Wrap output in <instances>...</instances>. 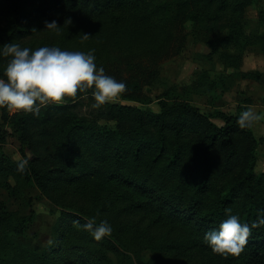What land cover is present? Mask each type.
<instances>
[{
  "label": "trees",
  "instance_id": "trees-1",
  "mask_svg": "<svg viewBox=\"0 0 264 264\" xmlns=\"http://www.w3.org/2000/svg\"><path fill=\"white\" fill-rule=\"evenodd\" d=\"M250 1L240 6L238 0H48L29 13L45 15L53 7L58 19L69 20L111 12L121 22L124 17L114 11L122 9L135 24L172 14L181 18L180 29L190 20L194 39L238 66L243 51L264 42V33L246 29L244 6ZM230 7L231 15L222 21ZM24 15H15L0 34V44L26 32L20 26ZM178 33L171 32L162 43L164 49L173 40L171 55L185 46L187 33ZM7 59L0 56V75ZM152 62L128 64L130 73L122 78L125 96L151 101L136 91L149 83L148 77L158 76L160 65ZM242 76L260 78L262 72ZM216 86L203 70L189 89L207 92ZM186 93L168 86L158 96L159 110L106 102L92 114H80L75 108L85 96L93 97L91 89L78 90L64 103L44 105L37 115L0 106L2 122L18 135L22 158L28 159L21 173L17 161L0 151V191L19 197L36 187L56 204L74 209H61L55 241L38 248L18 240L34 212L22 215L0 199V264H168L161 259L162 249L191 246L207 252L211 264H264V223L252 228L238 255L223 256L203 240L205 231L226 218V208L249 225L264 211V169L256 171L259 139L253 125L240 128L236 123L242 104L236 113H205ZM86 217L107 219L112 232L94 239L82 227ZM147 248L152 255L144 261Z\"/></svg>",
  "mask_w": 264,
  "mask_h": 264
},
{
  "label": "rangeland",
  "instance_id": "rangeland-1",
  "mask_svg": "<svg viewBox=\"0 0 264 264\" xmlns=\"http://www.w3.org/2000/svg\"><path fill=\"white\" fill-rule=\"evenodd\" d=\"M47 1L19 0L17 4H14V0H0V34L8 31L16 14H26L20 21V26L25 28L26 32L17 35L13 40L22 47L35 48L43 44H56L71 50L95 49L97 65H103L106 73L118 80H123V77L129 75L128 64H147L155 60V64L160 65L158 76L153 79L151 76L148 77L149 83H144L143 87L136 91L140 94V98L151 99L149 103L125 96V92H128L127 88L111 102L159 110L158 96L168 86L177 85L182 94L187 92L185 97L190 98L191 102L205 113H214L217 110L236 113L240 104L244 108L252 106L258 112L264 111V42L249 46L243 51L238 66H233L227 64L219 52L213 51L212 46L192 37L190 20H185L183 28L180 29L178 20L181 18L175 19L174 15L168 13H159L153 20L136 24L131 21L126 10L122 9L114 11L124 17L121 22H116L111 17V12H104L90 18L77 15L69 19V23L67 19H58L56 17L58 12L53 7L48 9L45 15L37 13L33 16L29 13L38 6H43ZM245 1L248 2V0H238L240 6L242 2L244 5ZM231 13V7L224 11L222 21ZM53 19L60 25L59 33L46 28L45 21ZM243 20L247 31L257 30L264 33V0H251L247 3L244 6ZM179 31L187 33L185 46L180 54L171 55L170 51L174 47L173 40L164 49H162V43L171 38V32ZM84 32L89 36L82 39ZM203 70L208 71L210 78L216 81L217 86L215 89L207 88V92H190L191 83ZM246 71H261L262 76L260 78L243 77L242 73ZM93 104L94 97L85 96L75 109L80 114H92L97 108ZM214 120L218 123L222 122L220 118H214ZM101 122L106 121L102 119ZM253 129L259 139L256 171L260 172L264 169V120L254 122ZM0 135L4 138V140L0 138V151L5 152L12 159L22 158L19 137L12 127L2 122L1 109ZM29 153L31 152L28 151ZM1 190L0 199L6 202L10 210H16L22 215L34 212L33 221L28 225L26 232L18 237L20 242L33 247L40 248L52 244L56 239L54 227L61 209L74 211L72 207L56 204L36 187L26 189L25 193L19 197L10 196L5 189ZM87 206L88 201L82 202L83 208ZM151 255L149 248L142 251L144 261H147ZM161 259L168 264H211L210 255L194 246L164 248Z\"/></svg>",
  "mask_w": 264,
  "mask_h": 264
},
{
  "label": "clouds",
  "instance_id": "clouds-1",
  "mask_svg": "<svg viewBox=\"0 0 264 264\" xmlns=\"http://www.w3.org/2000/svg\"><path fill=\"white\" fill-rule=\"evenodd\" d=\"M69 23L70 20H67ZM47 29L60 32L55 19L45 21ZM84 32L82 39L87 38ZM0 56L7 57V63L0 75V106L10 110L39 114L42 106L64 103L65 97L75 98L78 90L83 93L91 89L94 107L111 102L126 89V82L107 74L103 65H97L95 49L71 50L56 44H43L30 48L7 41L0 44ZM264 120V111H256L252 106L244 108L237 116L240 128L251 127L254 122ZM31 153L28 154V157ZM17 170L24 172L27 158L14 157ZM228 213L218 227L204 232L203 240L211 250L223 256L238 255L247 243L252 228L264 223V211L249 225L242 222L237 213L226 208ZM94 239L100 240L112 232L107 219L96 222V217L87 219L83 225Z\"/></svg>",
  "mask_w": 264,
  "mask_h": 264
}]
</instances>
